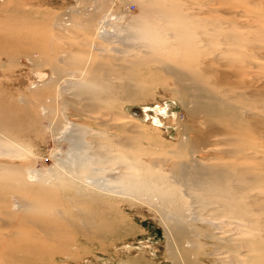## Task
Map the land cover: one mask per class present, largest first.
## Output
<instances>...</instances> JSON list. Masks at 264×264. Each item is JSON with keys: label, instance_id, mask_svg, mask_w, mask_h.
<instances>
[{"label": "rangeland", "instance_id": "obj_1", "mask_svg": "<svg viewBox=\"0 0 264 264\" xmlns=\"http://www.w3.org/2000/svg\"><path fill=\"white\" fill-rule=\"evenodd\" d=\"M0 264H264V0H0Z\"/></svg>", "mask_w": 264, "mask_h": 264}, {"label": "bare ground", "instance_id": "obj_2", "mask_svg": "<svg viewBox=\"0 0 264 264\" xmlns=\"http://www.w3.org/2000/svg\"><path fill=\"white\" fill-rule=\"evenodd\" d=\"M67 160H68V164H70V166H71V168L69 167L70 170H73V176H77V178L83 179V180L84 179L87 180L88 178L92 177V174L90 173V172H93L91 169V160L87 161L86 157H83V155H81V154H73L70 157H68ZM78 166H80L82 168L83 173L79 174V175H77V174L74 175L76 173V169ZM131 191L134 192L133 190H131Z\"/></svg>", "mask_w": 264, "mask_h": 264}]
</instances>
